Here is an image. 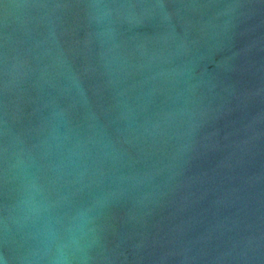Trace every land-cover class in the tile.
I'll use <instances>...</instances> for the list:
<instances>
[{"label": "water", "instance_id": "1", "mask_svg": "<svg viewBox=\"0 0 264 264\" xmlns=\"http://www.w3.org/2000/svg\"><path fill=\"white\" fill-rule=\"evenodd\" d=\"M0 264H264V0H0Z\"/></svg>", "mask_w": 264, "mask_h": 264}]
</instances>
